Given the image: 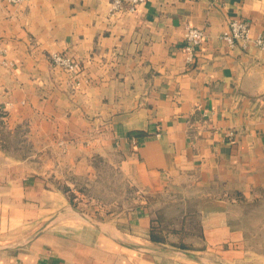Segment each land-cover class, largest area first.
I'll return each instance as SVG.
<instances>
[{"label": "crops", "instance_id": "1", "mask_svg": "<svg viewBox=\"0 0 264 264\" xmlns=\"http://www.w3.org/2000/svg\"><path fill=\"white\" fill-rule=\"evenodd\" d=\"M110 1L0 0V264L264 261V51L221 36L236 18L264 32V0H146L115 17ZM188 25L205 32L192 64ZM105 161L143 196L89 223L65 189ZM160 209L170 243L197 249L152 242Z\"/></svg>", "mask_w": 264, "mask_h": 264}, {"label": "rangeland", "instance_id": "2", "mask_svg": "<svg viewBox=\"0 0 264 264\" xmlns=\"http://www.w3.org/2000/svg\"><path fill=\"white\" fill-rule=\"evenodd\" d=\"M6 112V110L0 111V144H3V146H5V142H1V139H9L11 133L2 122L3 119H6ZM99 167L101 172L98 178L72 176L70 180L75 182L76 189H65L66 194L71 199L74 212L79 215L86 214L87 218L86 215H83V217L89 223L116 216L123 210L133 208L143 196L138 189L127 184L121 173L113 170L111 162L105 161L102 165L99 164ZM156 198L158 201L163 200L161 196ZM162 212L165 214L164 211ZM197 222L194 217L192 224L195 228ZM245 264H264V261L250 256Z\"/></svg>", "mask_w": 264, "mask_h": 264}, {"label": "built area", "instance_id": "3", "mask_svg": "<svg viewBox=\"0 0 264 264\" xmlns=\"http://www.w3.org/2000/svg\"><path fill=\"white\" fill-rule=\"evenodd\" d=\"M8 1L13 4H20L25 0ZM145 1L146 0H111L109 16L115 17L125 11L136 12L138 7ZM221 36L230 46L240 44L242 47L247 48L250 45H254L264 51V32L254 33L251 24L245 19L236 18L230 21L228 27L222 32ZM204 40L205 32L203 29L192 25L186 27L184 50L189 64L194 63ZM6 52V48L0 47V63L7 64V60L2 58ZM50 59L54 65L62 68L68 73L77 74L81 70L80 62L69 55L53 52L50 54ZM229 136H234V131H231Z\"/></svg>", "mask_w": 264, "mask_h": 264}, {"label": "trees", "instance_id": "4", "mask_svg": "<svg viewBox=\"0 0 264 264\" xmlns=\"http://www.w3.org/2000/svg\"><path fill=\"white\" fill-rule=\"evenodd\" d=\"M166 223H167V217L165 216V214L162 212L161 209L158 210L156 215L151 219L150 239L152 240V242L160 245L170 244L187 250L197 249L196 247H194L195 245L189 243L188 244L184 242L170 243L168 235L174 230L168 228V225ZM195 229L197 230V227Z\"/></svg>", "mask_w": 264, "mask_h": 264}, {"label": "water", "instance_id": "5", "mask_svg": "<svg viewBox=\"0 0 264 264\" xmlns=\"http://www.w3.org/2000/svg\"><path fill=\"white\" fill-rule=\"evenodd\" d=\"M184 252L187 254V255H190V256H193V257H196L193 253L189 252V251H185Z\"/></svg>", "mask_w": 264, "mask_h": 264}]
</instances>
